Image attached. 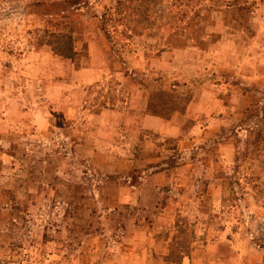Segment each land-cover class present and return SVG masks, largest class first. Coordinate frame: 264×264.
Segmentation results:
<instances>
[{
  "label": "rangeland",
  "instance_id": "374dc122",
  "mask_svg": "<svg viewBox=\"0 0 264 264\" xmlns=\"http://www.w3.org/2000/svg\"><path fill=\"white\" fill-rule=\"evenodd\" d=\"M256 18L264 28V0H0V264H125L121 234L152 226L137 208L155 201L110 195L138 186L155 157L187 179L159 189L179 193L165 224L179 237L153 264H264ZM66 36L71 58L54 50ZM138 93L162 116L201 107L194 133L177 144L143 131L111 150L95 117Z\"/></svg>",
  "mask_w": 264,
  "mask_h": 264
},
{
  "label": "crops",
  "instance_id": "0c3cea01",
  "mask_svg": "<svg viewBox=\"0 0 264 264\" xmlns=\"http://www.w3.org/2000/svg\"><path fill=\"white\" fill-rule=\"evenodd\" d=\"M254 20L257 21L255 27L256 33L252 36V40H255L256 46L260 48L263 46L258 42L263 41L260 36H264L262 35L263 33H261L264 32V28H258L260 26L258 18ZM252 50L258 51V49ZM260 55L264 56L263 53ZM133 98V102L127 99V101L124 102V106L120 105L119 107V104H115L112 105V108H103L95 117L97 122H100L101 126L106 127L108 131L112 130L113 135L116 136V139L113 140L114 143H111V150H114V148L122 143L127 147L128 144L125 141L128 139L136 144L135 139L138 140L139 133L143 131L158 136V139H175L177 140V144H182L189 138L190 134H193L196 130L195 118L197 112L190 110L189 106L184 108L181 112H171L168 116H162L161 114L149 112L147 101L144 100L139 93L138 96H134ZM208 107L209 110L213 108L211 105ZM217 108L216 106L215 109ZM198 110L199 113L197 114L199 116L201 114V107ZM206 115L208 116L207 121L214 119L211 113L207 112ZM189 121H191L190 125H185V123ZM120 138H124V142ZM141 146L144 147V143L141 144L140 147ZM157 159L158 157H155L145 162V168L143 174L139 177L138 186H133L130 183L127 190L122 189L120 193L114 192L110 195V197L117 202L134 201L133 204H135L137 200L141 201L143 198L146 199V194L148 193L150 198L155 201L151 208L148 207V209L145 210L144 208H137L138 211L148 210L150 212L148 214L154 216L153 220H155V222L153 221L152 226L136 225L132 222L131 225L127 226L126 231H123V234H121L130 244V254L126 256L124 260L125 264H153V262L161 261V259L164 260L165 255L169 253V242L172 240L174 230H172L171 227L165 226V224L170 225L169 222L171 217L175 214V207H173V205H176L174 204V200L177 199L179 193L178 191L170 189L169 193L163 195L159 189L163 185L170 184V186H172L177 181H184L187 178L175 176L176 170H184L185 165L174 167L175 170L170 167L162 170L154 166V160ZM128 166L129 165L120 164L115 161L108 163V167L114 171H122L125 170V168L127 170ZM165 230L168 236H165V233L164 236H159V233ZM210 259L211 260H208V262L214 263V261H218L220 258ZM119 260V258H114L111 261L107 260L101 264H118L120 262ZM74 262L75 264H79L82 262V259L77 257L74 259ZM120 264L122 263L120 262Z\"/></svg>",
  "mask_w": 264,
  "mask_h": 264
},
{
  "label": "trees",
  "instance_id": "16d2710c",
  "mask_svg": "<svg viewBox=\"0 0 264 264\" xmlns=\"http://www.w3.org/2000/svg\"><path fill=\"white\" fill-rule=\"evenodd\" d=\"M57 42H58V46L54 47V50L57 52V54H61L63 57H66V58L73 57L74 51H73V48H72L70 36H66L63 41H61V39L58 38L57 39ZM148 111L149 112H154V113H157V114H161L160 110L154 109V108L153 109L150 108ZM177 234L178 233L176 231L173 234L172 240L170 242V245H169V254H168V257H167L168 259L170 257L169 255L175 253V250H176V248H175L176 247L175 246V242L177 241V238L179 237V235H177ZM180 252H181V257L179 259V262L187 254V252H185V251H179V253Z\"/></svg>",
  "mask_w": 264,
  "mask_h": 264
}]
</instances>
